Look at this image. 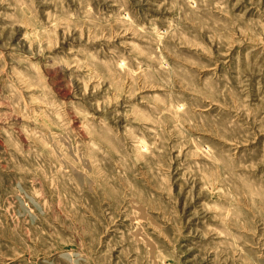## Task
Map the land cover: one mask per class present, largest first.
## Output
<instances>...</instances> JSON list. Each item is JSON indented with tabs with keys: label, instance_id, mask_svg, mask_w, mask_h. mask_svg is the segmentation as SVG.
<instances>
[{
	"label": "rangeland",
	"instance_id": "1",
	"mask_svg": "<svg viewBox=\"0 0 264 264\" xmlns=\"http://www.w3.org/2000/svg\"><path fill=\"white\" fill-rule=\"evenodd\" d=\"M0 264H264V0H0Z\"/></svg>",
	"mask_w": 264,
	"mask_h": 264
},
{
	"label": "bare ground",
	"instance_id": "2",
	"mask_svg": "<svg viewBox=\"0 0 264 264\" xmlns=\"http://www.w3.org/2000/svg\"><path fill=\"white\" fill-rule=\"evenodd\" d=\"M257 72V71H256ZM255 74V73H254ZM257 74V73H256Z\"/></svg>",
	"mask_w": 264,
	"mask_h": 264
}]
</instances>
